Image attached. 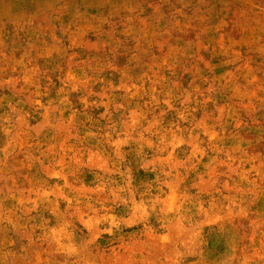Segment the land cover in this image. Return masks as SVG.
<instances>
[{
	"label": "rangeland",
	"instance_id": "1",
	"mask_svg": "<svg viewBox=\"0 0 264 264\" xmlns=\"http://www.w3.org/2000/svg\"><path fill=\"white\" fill-rule=\"evenodd\" d=\"M0 264H264V0H0Z\"/></svg>",
	"mask_w": 264,
	"mask_h": 264
}]
</instances>
